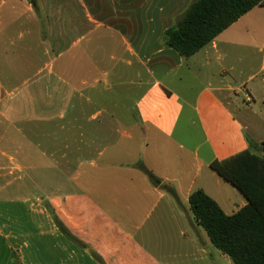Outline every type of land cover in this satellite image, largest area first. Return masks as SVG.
<instances>
[{
  "label": "crops",
  "instance_id": "crops-1",
  "mask_svg": "<svg viewBox=\"0 0 264 264\" xmlns=\"http://www.w3.org/2000/svg\"><path fill=\"white\" fill-rule=\"evenodd\" d=\"M193 1L0 0V264H234L189 199L249 203L210 165L263 155L264 6L187 59Z\"/></svg>",
  "mask_w": 264,
  "mask_h": 264
},
{
  "label": "trees",
  "instance_id": "trees-1",
  "mask_svg": "<svg viewBox=\"0 0 264 264\" xmlns=\"http://www.w3.org/2000/svg\"><path fill=\"white\" fill-rule=\"evenodd\" d=\"M259 5L264 6V0H194L166 31L165 44L188 59ZM210 167L249 203L227 215L206 192L196 190L189 199L195 221L234 264H264V143L263 155L247 150L215 160ZM141 168L152 177L142 165Z\"/></svg>",
  "mask_w": 264,
  "mask_h": 264
},
{
  "label": "rangeland",
  "instance_id": "rangeland-1",
  "mask_svg": "<svg viewBox=\"0 0 264 264\" xmlns=\"http://www.w3.org/2000/svg\"><path fill=\"white\" fill-rule=\"evenodd\" d=\"M124 92H125V89L124 88H122L121 89V93H122V95L124 94ZM126 97V96H125ZM15 143V142H14ZM15 146V145H14ZM74 161V160H73ZM67 162L65 161V160H63L62 161V165H65ZM69 164H71L72 163V161L71 160H69V162H68Z\"/></svg>",
  "mask_w": 264,
  "mask_h": 264
}]
</instances>
